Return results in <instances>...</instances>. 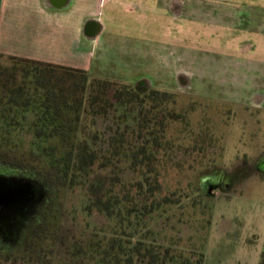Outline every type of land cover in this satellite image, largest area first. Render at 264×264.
Returning a JSON list of instances; mask_svg holds the SVG:
<instances>
[{"label": "rangeland", "instance_id": "1", "mask_svg": "<svg viewBox=\"0 0 264 264\" xmlns=\"http://www.w3.org/2000/svg\"><path fill=\"white\" fill-rule=\"evenodd\" d=\"M109 2L102 11L116 17L100 19L94 40L77 33L75 16L56 18L41 38H35L34 18L20 27L0 17V61L9 64L7 55L21 54L79 67L89 53L90 75L175 93L168 105L186 112L189 125L175 120L164 130L172 147L157 156V196L173 204L162 206L152 224L157 240L194 258L204 253L206 264H258L264 248V0H167L159 17H120ZM87 191L70 192L69 206L79 205Z\"/></svg>", "mask_w": 264, "mask_h": 264}, {"label": "trees", "instance_id": "2", "mask_svg": "<svg viewBox=\"0 0 264 264\" xmlns=\"http://www.w3.org/2000/svg\"><path fill=\"white\" fill-rule=\"evenodd\" d=\"M7 57L9 64L0 61V174L30 180L40 192L17 238L0 236V264H206L204 253L194 258L158 242L152 227L160 208L173 204L157 196V156L172 147L164 130L175 120L189 125L186 112L168 105L175 93ZM86 188L70 207L69 193Z\"/></svg>", "mask_w": 264, "mask_h": 264}, {"label": "crops", "instance_id": "3", "mask_svg": "<svg viewBox=\"0 0 264 264\" xmlns=\"http://www.w3.org/2000/svg\"><path fill=\"white\" fill-rule=\"evenodd\" d=\"M1 12L0 17H8L14 19L13 22L17 26H23L29 18L35 19V38H41L40 33H45L49 27L55 23L56 18H71L75 16L80 20L77 26V33L82 34L84 39L94 40V37L102 31L101 18L116 17L115 14L110 13L108 16L102 11V7L107 3V0H0ZM105 2V4L103 3ZM104 4V5H103ZM109 11L113 12L118 9L121 13L120 17H159L162 12L168 11L167 0H110ZM121 8V9H120ZM102 12V13H101ZM8 13V14H7ZM13 14V15H11ZM167 14V13H166ZM2 22H0L1 24ZM89 23H99L100 29L94 34H88ZM24 27V26H23ZM25 29V28H23ZM96 29V25H95ZM12 53V52H9ZM92 53V52H91ZM15 54V53H14ZM22 56L21 54H16ZM79 68L90 71L91 63L94 57L89 56V53L82 55ZM81 56V57H82ZM33 58L31 56H22ZM45 62L44 60L33 58ZM53 63V62H51ZM59 64V63H55ZM64 65V64H61ZM73 67V66H72Z\"/></svg>", "mask_w": 264, "mask_h": 264}, {"label": "water", "instance_id": "4", "mask_svg": "<svg viewBox=\"0 0 264 264\" xmlns=\"http://www.w3.org/2000/svg\"><path fill=\"white\" fill-rule=\"evenodd\" d=\"M39 192L30 180L0 174V234L5 239L17 238L25 213Z\"/></svg>", "mask_w": 264, "mask_h": 264}, {"label": "flooded vegetation", "instance_id": "5", "mask_svg": "<svg viewBox=\"0 0 264 264\" xmlns=\"http://www.w3.org/2000/svg\"><path fill=\"white\" fill-rule=\"evenodd\" d=\"M95 25H96V29H95ZM99 29H100V26H99V23H97V24H95V23H89V25H88V31H87V33L88 34H94L95 32H97V31H99ZM215 185H217V184H212L210 187L212 188L211 190H209V192H213V191H215ZM209 187V188H210ZM0 236L2 237V238H4V236L3 235H1L0 234ZM5 239V238H4Z\"/></svg>", "mask_w": 264, "mask_h": 264}]
</instances>
